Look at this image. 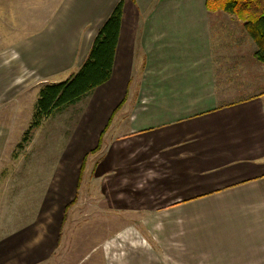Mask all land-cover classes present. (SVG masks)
<instances>
[{
  "label": "crops",
  "instance_id": "1",
  "mask_svg": "<svg viewBox=\"0 0 264 264\" xmlns=\"http://www.w3.org/2000/svg\"><path fill=\"white\" fill-rule=\"evenodd\" d=\"M59 1L0 0V93L70 77L119 0ZM233 18L206 0H124L111 78L87 95L80 125L95 140L109 123L98 152L130 158L136 182L153 177L137 211L160 245L133 264H264V87L243 46L226 55ZM6 28L22 33L7 41ZM8 234L0 264H54L55 246Z\"/></svg>",
  "mask_w": 264,
  "mask_h": 264
},
{
  "label": "rangeland",
  "instance_id": "2",
  "mask_svg": "<svg viewBox=\"0 0 264 264\" xmlns=\"http://www.w3.org/2000/svg\"><path fill=\"white\" fill-rule=\"evenodd\" d=\"M46 1L37 0V3L44 6ZM12 8H17L16 3ZM230 15L234 17L230 23L235 24L224 31L230 43L226 55L236 57L243 46L242 52L251 55L246 60V65L250 64L248 71L264 87V63L252 55L257 49L256 43L243 21ZM12 17L9 23L20 28L15 14ZM21 33L4 29L7 41ZM218 46L222 53V44ZM67 76L68 72L59 74L55 82ZM40 87L32 85L22 92H15L18 86L8 87L7 92L12 90L8 96L3 91L6 87L1 89L0 235L9 232L7 239L10 237L15 242L21 238L22 246L26 237L25 244L29 247L37 239H43L44 245L55 246L54 264H133L137 251L148 258L145 249L160 243L148 237L149 214L137 211V203L152 190L153 177L148 175L136 182L137 176L129 169L130 158L113 159L104 150L89 153L90 146L95 148L99 141L98 137L93 140L92 129L89 133L86 127L83 133L85 127L80 125L89 96L47 116L32 131L30 139L23 142L33 121ZM64 215L67 217L63 223Z\"/></svg>",
  "mask_w": 264,
  "mask_h": 264
},
{
  "label": "trees",
  "instance_id": "3",
  "mask_svg": "<svg viewBox=\"0 0 264 264\" xmlns=\"http://www.w3.org/2000/svg\"><path fill=\"white\" fill-rule=\"evenodd\" d=\"M124 0H119L110 15L104 21L91 45L89 54L83 64L70 77L60 82L44 83L40 87L36 102L33 121L26 130L23 142L28 141L32 131L39 127L47 116L65 106L74 104L89 95L97 86L111 78L115 60V52L119 39L123 16ZM206 6L211 11L223 10L236 15L243 21L245 29L256 43L254 56L264 63V0H206ZM117 106L115 109L118 110ZM110 122V121H109ZM101 132L98 144L89 153L101 149L103 135L108 127ZM22 142L20 143V145ZM88 153L85 155V159ZM85 160L83 161L80 177ZM68 206H66V210ZM67 214V212H65ZM63 217V223L66 219Z\"/></svg>",
  "mask_w": 264,
  "mask_h": 264
}]
</instances>
